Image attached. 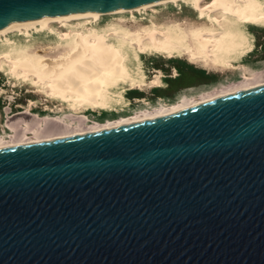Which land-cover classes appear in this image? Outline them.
<instances>
[{
	"label": "water",
	"instance_id": "95a60500",
	"mask_svg": "<svg viewBox=\"0 0 264 264\" xmlns=\"http://www.w3.org/2000/svg\"><path fill=\"white\" fill-rule=\"evenodd\" d=\"M159 1L0 0V29ZM0 264H264V86L1 148Z\"/></svg>",
	"mask_w": 264,
	"mask_h": 264
},
{
	"label": "rangeland",
	"instance_id": "374dc122",
	"mask_svg": "<svg viewBox=\"0 0 264 264\" xmlns=\"http://www.w3.org/2000/svg\"><path fill=\"white\" fill-rule=\"evenodd\" d=\"M180 6L181 9L178 10L175 3H166L146 7L141 12L133 10L101 14L98 21H94L96 18H81L79 21L48 24L50 29L60 33L80 32L85 37L107 39L111 45L113 44L117 54L121 50H127L136 56L138 51L136 45L134 46L131 40L124 37L135 31L150 29L152 23H155L161 31L180 36L181 40L173 45L170 51L165 50L160 53H171L174 58L168 59L166 55L155 54L148 48V55L138 58L133 56L135 62L132 70L122 69L116 74V76L124 75L125 78L119 79L118 83L114 79H105L95 96L79 103L66 102L65 98L57 95L45 97L38 91L39 88L32 84V80L15 78L9 71L3 70L0 73V138L8 140V129L4 130L8 118L25 110L31 111L40 118L53 117L61 121L68 118L67 122L72 121L73 115H85L92 122L103 124L106 121H116L154 111L163 104H166L163 106H172L184 97L192 98L205 92H212L224 84L244 80L245 76H252L253 72L258 73L264 69V20L255 24L245 23L243 19L223 11L205 15L197 11V16H194L196 12L193 9L186 8L185 4ZM239 6L245 16L258 17L264 14V0H246L239 3ZM214 17L221 20L220 25L217 27L209 25L208 28L218 36H226L224 48L213 57L215 60L208 66L200 62L191 63L187 52L193 51V45L187 38V30L195 26L206 28L209 20ZM111 32H116L117 35H107ZM26 33L22 30L0 35V38L9 37L13 41L0 47V56L4 54L9 56L7 59H2L3 63L19 55L33 53L45 58H57L65 54L66 47L70 43L54 37L41 39L44 36L36 35L26 40L24 38ZM157 77L165 82L164 88L148 86V82ZM120 83L122 85L118 86ZM128 88L135 90L125 91ZM44 122L39 126L44 127ZM16 127L15 125L10 128Z\"/></svg>",
	"mask_w": 264,
	"mask_h": 264
},
{
	"label": "bare ground",
	"instance_id": "6f19581e",
	"mask_svg": "<svg viewBox=\"0 0 264 264\" xmlns=\"http://www.w3.org/2000/svg\"><path fill=\"white\" fill-rule=\"evenodd\" d=\"M243 1L246 0H207V2L206 0H163L161 2L144 4L136 8L133 7V9H122L110 13L72 15L56 19L40 20L38 22L30 21L10 24L0 29V35L25 30L27 32L24 37L26 40H30V37L36 35L37 37L44 36L41 39L46 37L51 39V37H54L60 38L62 42L70 41V43L66 47L65 54L57 58H45V56L35 55L33 53L19 55L7 63H3L2 59L9 57L7 54H4L0 56V73L6 69L15 78L26 79L27 81L32 80V84L39 88L38 91L43 93L45 97L57 95L65 98L66 102L79 103L87 101L88 98L95 96L97 89L102 87L105 79H114L116 83L119 82L116 79V74L121 70L122 65L118 54L113 48V44L111 45L107 39L101 37H85L80 32L73 33L67 31L60 33L59 31L50 29L48 24L70 20L79 21L81 18H96L94 21H98V17L101 14L123 13L133 10L141 12L146 7L166 3H175V6H178V10L181 9L180 5L185 4L187 8L189 7L196 12L194 16H197V11L202 15L215 11H223L226 14L243 19L245 23L255 24L264 20V14L258 17L245 16L239 6V3ZM220 21L217 17H214L209 20L206 28H198L195 26L187 30V38H189L188 40L193 45V51L187 52L189 56L188 60L191 63L200 62L208 66L209 63L215 60L213 57L222 51L226 43V36H218L212 29L210 30L208 28L209 25L217 27L220 25ZM151 25L150 29L135 31L131 35L124 37L125 39L131 40L134 46L136 45L137 52L146 55L148 48H150L154 53L160 54L165 50L170 51L173 45L180 42V36H174L163 30L161 31L155 23ZM107 35L117 34L116 32H111ZM10 43H13L11 38H0V47ZM161 55L171 56V53ZM159 78L157 77L148 82V86L159 85ZM260 86H264V70L258 73L253 72L252 76H245L244 80L231 82L227 85L224 84L221 88L215 89L212 92H205L200 96L190 99L183 98V100H180L181 102L178 101L172 106H160L161 108L159 107L154 111L139 113L133 117L120 118L116 121H106L103 124L92 122L85 115H73L72 121L67 122L68 118H64L62 121L53 117L40 118L38 115L32 114L31 111L25 110L16 114L14 117L8 118L6 121L7 127L5 126L4 130L8 129V140H2L0 138V149L47 142L68 138L69 136L86 135L151 120V118L156 119L176 112L179 113V111L224 96L260 88ZM43 122L45 126H39ZM15 125L17 126L16 128H10ZM24 126L25 128H23ZM29 133L33 135H28Z\"/></svg>",
	"mask_w": 264,
	"mask_h": 264
},
{
	"label": "crops",
	"instance_id": "0c3cea01",
	"mask_svg": "<svg viewBox=\"0 0 264 264\" xmlns=\"http://www.w3.org/2000/svg\"><path fill=\"white\" fill-rule=\"evenodd\" d=\"M187 8V7H186ZM181 12V11H180ZM47 38V37H46ZM136 53V52H135ZM155 54H157V53H155ZM142 55H145V54H142V53H139V52H137L136 53V56H134V54L132 55L129 51H123L122 52V50L121 51H119V53H118V58H119V60L121 61V65H122V67H121V70L122 69H125V70H132V68L134 67V59H133V56L134 57H136V58H138V57H141ZM146 55H148V54H146ZM159 55H161V54H159ZM168 59H172V58H174V57H172V55L171 56H166ZM178 57V56H177ZM231 65V64H230ZM231 66H234V65H231ZM127 74V72H125V75ZM125 78V76L124 75H117L116 76V79L117 80H119V79H121V78ZM122 81H126V80H123L122 79ZM151 81V80H150ZM158 82H159V85H152V86H150V87H153V88H157V89H159V88H163L164 87V84H165V82L161 79V78H159L158 79ZM119 85H122L121 83L120 84H118V86ZM140 85V84H139ZM144 85H147V84H144ZM126 90H135V88H128V89H126ZM125 90V91H126ZM197 97V96H196ZM184 98H186V99H190V98H187V97H184ZM192 98H194V97H192ZM183 100V99H182ZM180 102V101H179ZM163 105H166V104H163ZM163 105H161V106H163ZM169 106V105H168ZM160 107V106H159Z\"/></svg>",
	"mask_w": 264,
	"mask_h": 264
},
{
	"label": "trees",
	"instance_id": "16d2710c",
	"mask_svg": "<svg viewBox=\"0 0 264 264\" xmlns=\"http://www.w3.org/2000/svg\"><path fill=\"white\" fill-rule=\"evenodd\" d=\"M264 70V69H263ZM263 70H260V71H263ZM260 71H258V72H260ZM164 86H165V84H164ZM164 88V87H163ZM126 91H129V90H126ZM131 91V90H130ZM133 91V90H132ZM181 102V101H180Z\"/></svg>",
	"mask_w": 264,
	"mask_h": 264
},
{
	"label": "flooded vegetation",
	"instance_id": "af4514ba",
	"mask_svg": "<svg viewBox=\"0 0 264 264\" xmlns=\"http://www.w3.org/2000/svg\"><path fill=\"white\" fill-rule=\"evenodd\" d=\"M12 117V116H11ZM21 124H24V123H21Z\"/></svg>",
	"mask_w": 264,
	"mask_h": 264
},
{
	"label": "built area",
	"instance_id": "2783aa9c",
	"mask_svg": "<svg viewBox=\"0 0 264 264\" xmlns=\"http://www.w3.org/2000/svg\"><path fill=\"white\" fill-rule=\"evenodd\" d=\"M8 112V111H7Z\"/></svg>",
	"mask_w": 264,
	"mask_h": 264
}]
</instances>
